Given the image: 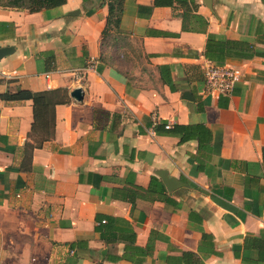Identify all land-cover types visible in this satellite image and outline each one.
Returning a JSON list of instances; mask_svg holds the SVG:
<instances>
[{
    "label": "crops",
    "instance_id": "crops-1",
    "mask_svg": "<svg viewBox=\"0 0 264 264\" xmlns=\"http://www.w3.org/2000/svg\"><path fill=\"white\" fill-rule=\"evenodd\" d=\"M106 2L0 7V94L68 97L27 170L31 101L0 100V264H264V0H123L117 26ZM208 33L251 53L209 61L239 72L226 95L203 92ZM151 176L164 199L135 196Z\"/></svg>",
    "mask_w": 264,
    "mask_h": 264
},
{
    "label": "trees",
    "instance_id": "trees-1",
    "mask_svg": "<svg viewBox=\"0 0 264 264\" xmlns=\"http://www.w3.org/2000/svg\"><path fill=\"white\" fill-rule=\"evenodd\" d=\"M65 0H0V7L14 8L17 10H27L36 12L41 9H48L64 3ZM123 0H107V24L117 26L121 13ZM172 0H152V6L171 5ZM148 13L151 6L144 7ZM182 28L186 27L182 24ZM243 42L231 39L219 38L212 33L206 35L203 56L212 63H222L225 57H249L251 53L247 51ZM67 94L64 89H47L41 91H30L25 89H15L12 92L0 94V100H30L32 111V123L27 134L29 141H26L22 149L20 169L27 170L30 166L31 151L40 147L42 142L53 135V107L55 104L65 102ZM163 126V125H161ZM168 132L178 136V142L189 139H197L200 142L208 138V130L201 124L195 125H173ZM136 194L143 199L153 200L164 199V188L160 182L151 176L146 188L136 187ZM132 202V199L130 198Z\"/></svg>",
    "mask_w": 264,
    "mask_h": 264
},
{
    "label": "built area",
    "instance_id": "built-area-1",
    "mask_svg": "<svg viewBox=\"0 0 264 264\" xmlns=\"http://www.w3.org/2000/svg\"><path fill=\"white\" fill-rule=\"evenodd\" d=\"M93 61H90L88 68H91ZM203 78V92L214 93L216 95L229 94L234 86L240 80V74L225 65L212 64L204 61L201 64ZM168 124L164 128H168Z\"/></svg>",
    "mask_w": 264,
    "mask_h": 264
},
{
    "label": "water",
    "instance_id": "water-1",
    "mask_svg": "<svg viewBox=\"0 0 264 264\" xmlns=\"http://www.w3.org/2000/svg\"><path fill=\"white\" fill-rule=\"evenodd\" d=\"M202 2L207 6L210 7L211 5V0H202ZM11 51L10 47H0V57L9 54ZM189 93L184 92L183 97L191 99V97L188 95ZM69 96L73 98L76 101L81 100L82 98V93L79 88H74L69 92ZM155 174L157 177L160 179L161 183L163 184L165 190L167 192H170L180 186H185L186 184L179 181L178 179L168 176L166 171L164 170H157L155 171Z\"/></svg>",
    "mask_w": 264,
    "mask_h": 264
}]
</instances>
